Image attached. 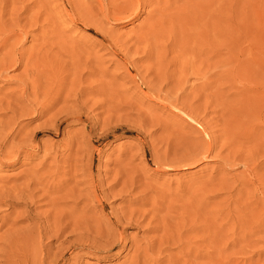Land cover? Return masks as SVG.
<instances>
[{
	"label": "rangeland",
	"instance_id": "374dc122",
	"mask_svg": "<svg viewBox=\"0 0 264 264\" xmlns=\"http://www.w3.org/2000/svg\"><path fill=\"white\" fill-rule=\"evenodd\" d=\"M38 1L41 3L40 6L36 0H0L2 20L6 24L16 23L15 29L21 30L22 36L25 35V39L23 37L25 41L21 47L24 57L28 55L29 65L33 69H29L28 74H31L29 78L37 77L40 88L50 92L45 103H48L52 97H59L55 108L45 114L36 116L25 114L17 118L16 120L20 122L19 126L23 127L19 135L13 140L3 141L7 131L5 130L6 122L10 121L9 117L12 114L11 107L19 105L17 102L19 89H21L20 81L26 77L22 75L24 66L10 68L11 70L0 75V142L8 144L9 141L17 142L22 137L26 139L21 149L22 153L17 159L0 156V192L13 191L12 193L15 194L19 188L25 189L29 184V189L34 193L33 201L27 198L25 200L21 196L9 198L1 195L2 198L9 200L7 204L0 205V236L13 239L10 248L12 250H9L11 252L9 256H12L9 257V263L35 264L33 256L36 255L41 259L46 258L44 264L54 263V260L58 261L56 264H129L133 254L132 249H128L129 245L132 242L143 244V237L160 235L161 231L154 234L145 231L147 219L139 225L123 224L117 229L112 227L115 233L122 231L126 235V239L122 242V245L125 243V248H120L118 250L120 252L117 251V254H114V250L109 253L104 251L105 248H102V245L107 239L95 237L93 230L106 226L111 211L126 206V201L130 199L139 201L146 198L151 203H161L160 208L151 211V216L148 215V217L155 216L159 222L164 220L172 232L176 233L179 228L183 231L192 223L199 225L200 228L183 233L187 244L192 245L188 256L189 245L179 246L169 241L162 245L165 248L160 253L156 248L151 251V254L148 251L151 258L146 259L145 262L141 261V264H264V224L256 225L263 229L262 232L246 233L250 229L248 231L246 228L244 231L234 223L237 214L247 216L248 210L244 207L245 205L247 209L251 207L249 210L252 212L257 210L256 212L264 213V183L260 182L262 187L259 183L250 186L241 185L244 179L251 177V171L243 166L241 160L244 162V158L251 154H255V157L250 158L247 168L256 169L255 174L264 181V151L261 149L254 153V141L247 142L246 145L236 143L225 149L220 137L223 136L222 128L225 130L229 119L242 116L243 121L246 122L249 117V113L241 115L242 111H238L243 101L240 94L233 95L238 91L237 88L235 89L238 87L235 84L241 89L243 79L246 77L247 80L260 78V81H253L251 85L264 90V20H261L264 17L262 13L264 0H255V2L258 1L257 3L249 0L253 5L245 0L244 3H241L242 0H236V2L239 1L237 4L233 3L235 0H230L232 4L229 0H218L217 4H214L216 0H211L213 4L211 8L205 6L209 0H206L207 2L161 0L158 3L156 0H142L143 4L137 15L128 18L125 16L127 14H124L114 20L108 19L102 13L96 15L97 11L93 7V11H87L86 18L98 22L102 30L93 25L85 26L80 20L76 21L67 13L68 9H65L66 0ZM86 1L91 6L95 5L98 8L99 5L100 7L97 0ZM135 1L132 0V7H136ZM221 1L232 14L228 11H226L228 14L224 13L220 8L219 12L216 10L219 6L225 7ZM227 2L230 6H227ZM248 2L253 9L256 6L254 3L258 4L259 8L256 6L255 9L257 11L258 8L257 12L260 16L252 7L249 10ZM196 3L197 5L200 3L198 7ZM211 3L208 4L211 6ZM200 5L201 7L203 5L202 9ZM189 6L193 9L200 7L196 10L206 13L207 16L197 14L203 17L202 21L206 19V22L203 21L204 26L201 25L202 21H198L199 17L192 14L196 10L192 12ZM162 7L164 11L161 10ZM204 9H208L209 12ZM34 11L40 12L41 17L36 24L32 25L29 24L28 18ZM221 11L223 14H219ZM253 12L256 16L251 14ZM248 13L250 16L247 15V18ZM208 14H211L210 19L216 21L217 18L218 22L211 21L218 26L204 17H209ZM215 14L218 15L216 18ZM251 15L256 17L255 20L259 16L258 20L262 22L259 21L260 24L257 25L258 21H253ZM226 16L232 17L235 21ZM191 19L192 21L194 19L193 22L196 23L192 24ZM219 19L222 24L219 23ZM155 20H159L157 23L160 22L161 26H158ZM197 22L203 28L202 30L197 26ZM153 24L156 26L150 27ZM194 24L197 28L192 29ZM209 25L212 30L209 29ZM149 31L151 35L154 34L152 37ZM2 35L0 33V38ZM210 36L217 45L210 41ZM216 37L219 38L218 41ZM204 39L207 40L204 41ZM219 45L221 46L218 48ZM215 54L221 57L219 58L218 55L213 57L216 56ZM217 59L220 63H217ZM129 60L131 63H127ZM30 61H33L32 64ZM34 61L37 63V68ZM244 70L248 74L250 72L249 75L252 78L247 73V75L243 73ZM219 72L222 74L221 77L218 76ZM239 72L244 74L245 78L241 77ZM21 75L22 78H20ZM229 77L233 81L229 82ZM216 78H219V81H216ZM28 84L31 85V81ZM213 84L218 87L213 86V88ZM65 97L66 101H64ZM182 102L192 104L193 113L198 115V119L202 115L199 123L206 133L197 129L194 126L195 123L185 117L184 112L189 114V110L182 106ZM227 103L229 105L226 106ZM236 103L237 107L239 106L237 110L233 108V104L236 106ZM61 106H67L68 110L72 108L79 115L67 116L63 113V116L60 113L61 116L58 115L57 119L55 118V124L59 123L58 130L53 126L55 124L40 128L41 122ZM180 107L186 110L183 112L182 108V111H179ZM36 108L39 111V105ZM77 116H80V119H76ZM260 129L259 131L263 133L264 128ZM262 138L264 133L258 139ZM206 139L214 143L210 154L212 158L191 164L195 158V152L203 151L208 146L203 141ZM247 146L252 147L250 149L253 152ZM44 148L48 151V158L43 157ZM241 150H245L246 153ZM249 150L251 152H248ZM229 151L231 153L239 151L235 153L236 155L243 152L240 157L242 159L229 163L220 158ZM217 153L219 157L214 156ZM74 158L79 160L78 163L75 164ZM74 165H77L79 169L76 177L67 172H72ZM37 169L39 171L36 173H44L45 179L41 185H30L29 174ZM90 175H93L96 182L99 180L101 186L103 185L98 186L95 192L91 190V197L88 196L87 185L77 183V181L88 179ZM58 184H61L63 189L53 195H63L74 188L75 195L79 196L78 198L68 196L64 199L66 203L61 206V209L65 217L62 222L73 221L78 225V230H92L89 238L76 239L81 242L80 244L75 238L63 244L60 243L63 238L57 241L50 236L53 232L47 230L48 233H45L48 234V238L42 232L40 238L35 239L34 242L29 241L27 244L23 237L18 238L19 232H6L12 228H27L26 225L30 227L32 222L23 219L29 211L33 215L37 213L38 218L42 220L44 212L51 208L47 199L44 198L48 195L45 190ZM125 184H132L135 189L123 197L109 195L110 191L106 187L113 186L112 189L115 192ZM134 205L135 208L136 204ZM147 208H149L148 205L141 206V209ZM170 216H173L172 219ZM179 216L185 218L182 225ZM40 225L44 227L45 223ZM70 230V227L64 230V235H69ZM81 231H75V233L78 234ZM97 240H101V246ZM16 244L20 246L17 247ZM33 244L40 247V252L37 251L35 254L32 251ZM95 245H99L100 248ZM3 247L7 249L4 244L0 247L1 256L5 254ZM1 263L4 264L2 258Z\"/></svg>",
	"mask_w": 264,
	"mask_h": 264
},
{
	"label": "bare ground",
	"instance_id": "6f19581e",
	"mask_svg": "<svg viewBox=\"0 0 264 264\" xmlns=\"http://www.w3.org/2000/svg\"><path fill=\"white\" fill-rule=\"evenodd\" d=\"M7 1V0H6ZM11 1V0H10ZM37 1V3H38V6H40V1H38V0H36ZM93 1H96V0H93ZM97 1H99V3H100V7H99V5H98V8L94 5V6H91V5H89L88 4V2L86 1V0H66L65 1V9L67 10L68 9V11H67V13L69 14V15H71L72 17H74L75 18V20L76 21H78V20H80V22L81 23H83L85 26H89V25H93L94 27L96 26V27H98L99 29L101 28L100 26H98L99 24H98V22H95V21H90V20H88L87 18H86V14H87V11H93V9L95 8L96 9V15H99V14H104V16L105 17H107L108 19H118V16H121V15H124V14H127V15H125V16H128V18H132L133 16H135V15H137L138 14V11L140 10V8H141V6H142V4H143V2H142V0H136L135 1V3H136V7H132L133 6V3H132V0H97ZM169 1V0H168ZM199 1V0H198ZM202 1V0H201ZM204 2H207L206 0H203ZM213 1V0H212ZM215 1V0H214ZM217 1L218 0H216L215 1V3L214 4H217ZM220 1V0H219ZM227 1V0H226ZM233 1V0H232ZM231 1V2H232ZM244 0H242L241 1V3L243 2ZM246 2L247 1H249V0H245ZM251 1V0H250ZM249 1V2H250ZM158 2H161V0H156V3H158ZM164 2H166V1H164ZM163 2V3H164ZM176 2V1H175ZM222 2L223 1H221V4H222ZM229 2H230V0H229ZM230 2V3H231ZM238 3H239V1H237ZM237 2H236V0H235V2H233V3H235V4H237ZM249 2H248V4H249ZM254 2H255V0H254ZM258 1H256L255 3H257ZM260 2V1H259ZM7 3H9V2H7ZM12 3V2H11ZM36 3V2H35ZM37 3H36V5H37ZM192 3V2H191ZM198 3V2H197ZM197 3L195 4V5H197ZM208 3H211V0H209L206 4H205V6L206 7H208V8H211L212 7V3H211V6H210V4H208ZM219 3V2H218ZM224 3V2H223ZM244 3V2H243ZM254 3V5H256L257 7H258V4H255ZM261 3V2H260ZM194 4V3H193ZM200 4V3H199ZM199 4L197 5V7L199 6ZM232 4V3H231ZM246 4V3H245ZM250 4H252L251 2H250ZM250 4L248 5L249 6V10L251 9L250 7H252V9H253V4L250 6ZM264 4V3H263ZM163 5H165V4H163ZM192 5V4H191ZM208 5V6H207ZM223 5V4H222ZM262 5V4H261ZM204 6V7H205ZM223 6H225V4L223 5ZM227 6H230L229 4H228V2H227ZM237 6V5H236ZM241 6V5H240ZM256 6H254L255 8H256ZM263 6V5H262ZM94 7V8H93ZM194 7V6H193ZM196 7V6H195ZM200 7H201V5H200ZM199 7V8H200ZM202 7H203V5H202ZM202 7H201V9H202ZM213 7H215L216 8V6H213ZM217 7H218V5H217ZM222 7V6H221ZM220 6L216 9L217 11L219 10V8L222 10L223 9V12L224 13H227L228 14V12L230 13V11L231 10H228L227 9V7H226V9H224L225 7H223V8H221ZM231 7H233V6H231ZM231 7H228V8H231ZM261 7V6H260ZM190 8H192V7H190L189 6V9ZM198 8V9H199ZM254 8V9H255ZM259 8V7H258ZM258 8H257V11H258ZM158 9H160L159 7H158ZM164 8L162 7L161 8V10H163ZM166 9V8H165ZM197 8H192L191 10H192V12H194L195 10H196ZM197 9V10H198ZM214 9V8H213ZM248 9V8H247ZM253 9V10H254ZM262 9V8H261ZM260 9V10H261ZM263 9H264V6H263ZM191 10H189L190 12H191ZM194 10V11H193ZM196 10V12L195 13H192V14H200L201 13V15H206V13H202L201 11H197ZM204 10H207L208 11V9H204ZM225 10V11H224ZM245 10H246V8H245ZM252 10V11H253ZM160 11V10H159ZM164 11V10H163ZM210 11H212V12H214V13H216V11H213V10H211L210 9ZM226 11H228V12H226ZM256 11V9H255V13L257 14V15H259L258 14V12ZM262 11V10H261ZM151 12V11H150ZM209 12V11H208ZM207 12V13H208ZM219 12V11H218ZM223 12L221 11V13H219V14H223ZM234 12V11H233ZM251 12V11H250ZM156 13V12H155ZM254 12L253 13H251V14H255ZM262 13H264V12H262ZM95 14V13H94ZM162 14H164V13H162ZM226 14V15H227ZM230 14H232V12L230 13ZM235 14V13H234ZM256 14H255V16H256ZM260 14H261V12H260ZM158 15V14H157ZM197 15V16H198ZM209 15H211V14H208V16ZM236 15V14H235ZM234 15V16H235ZM250 16L249 15V13L248 14H246V16ZM195 16V15H194ZM207 16V15H206ZM206 16H204L205 18H208V19H210V17L211 16H209V17H206ZM216 16H218L217 14H215V18H216ZM230 16H233V15H230ZM230 16H226V17H228V18H230V20L232 19V20H234L232 17H230ZM245 16V15H244ZM248 16H247V18H248ZM253 16V18L252 19H254L253 21H258L256 24L258 25V24H260L263 20H264V17H263V19H261L262 21H260V20H258V17L260 16H258L257 17V19L255 20V18L256 17H254V15H251V17ZM40 17H41V14H40V12H38V11H34L33 13H32V15L31 16H29V18H28V22H29V24H32V25H34V24H36L38 21H39V19H40ZM158 17V16H157ZM199 17V16H198ZM220 17V16H219ZM218 17V18H219ZM223 17V16H222ZM222 17H221V19H222ZM125 18V17H124ZM195 18L197 19V17L195 16ZM202 18L203 17H199L198 18V21H202ZM212 18V17H211ZM224 18V17H223ZM123 19V18H122ZM156 19H158V18H156ZM200 19V20H199ZM237 19V18H236ZM246 19V18H245ZM251 19V20H252ZM119 20H121V18H119ZM206 20V19H205ZM205 20H203L204 22H206ZM211 20H214V19H210V21ZM225 20V19H224ZM242 20V19H241ZM112 21V20H111ZM118 21V20H117ZM156 21V20H155ZM154 21V22H155ZM159 20H157L155 23L156 24H158L157 22H158ZM192 21V19L190 20V22ZM193 21H195L194 19H193ZM192 21V24L193 23H196V22H193ZM203 21H202V24L201 25H203L204 26V23H203ZM209 21V20H208ZM215 21V20H214ZM235 21V20H234ZM242 21H244V20H242ZM246 21V20H245ZM247 21H248V19H247ZM246 21V22H247ZM259 21H260V23H259ZM79 22V23H80ZM212 22V21H211ZM210 22V23H211ZM215 22H218L217 21V18H216V21ZM222 22H224L223 20H222ZM225 22H226V20H225ZM228 22H230V21H228ZM233 22V21H232ZM219 23H221L220 22V19H219ZM244 23V22H243ZM252 23V22H251ZM263 23H264V21H263ZM15 24L16 23H14V24H6L3 20H2V18H1V16H0V33H2L3 35H2V37L0 38V75H2V74H5L6 72H8L7 70H11L10 68H15V67H19V66H24V69H23V76H24V78L26 77V79H24L23 81H20L21 83H20V85H21V89H19L20 90V92H19V97H18V102H17V104H19V105H17V106H12L11 107V116L9 117L10 118V121L8 122H6L7 124H6V128H5V130H7L6 131V133H5V138H4V140L3 141H6V140H13V139H15L18 135H19V132H20V130L23 128V127H21V126H19V124H20V122H18L16 119L17 118H19L20 116H22V115H25V114H32V115H39V114H45L46 112H48V111H50V110H52V109H54L55 108V106H56V104H57V102H58V96H56V97H52L51 98V100L48 102V103H45V100L47 99V97H48V95H49V91H46V90H43L42 88H40V85L38 84V82H37V80H38V78L37 77H31V78H29L30 76H31V74H28V72H29V69H32L31 67H30V63H29V60H28V55H27V59L24 57V51H22V47H21V45L24 43V39H25V35L24 36H22V31L20 30H17V29H15ZM156 24H153V26H150V27H154V25L156 26ZM159 24H160V22H159ZM158 24V26H161V25H159ZM207 24H209V23H207ZM212 24H213V22H212ZM211 24V25H212ZM216 23H214L213 25H215ZM222 24V23H221ZM233 24V23H232ZM234 24H235V22H234ZM237 24V23H236ZM249 24V23H248ZM229 25H230V23H229ZM253 24H251V26H252ZM254 25H255V23H254ZM256 25V26H257ZM197 26L198 27H200L201 28V26H199V24H198V22H197ZM210 26V25H209ZM215 26H218V25H215ZM223 26V25H222ZM249 26V25H248ZM250 26V27H251ZM213 27V26H212ZM232 27V26H231ZM158 28V27H157ZM162 29H163V27H161ZM195 28H197L196 27V24H194V28H192V29H195ZM208 28V27H207ZM162 29H158V30H162ZM171 29H172V27H171ZM170 29V30H171ZM203 28H201V30H202ZM209 29H211V26H210V28ZM217 29V28H216ZM228 29V28H227ZM101 30H102V28H101ZM169 30V29H168ZM191 30V29H190ZM189 30V31H190ZM212 30V29H211ZM213 30H214V27H213ZM218 30V29H217ZM224 30V29H223ZM230 30V29H229ZM151 31V30H150ZM150 31H149V34L151 35V33H150ZM155 31V30H154ZM153 31V32H154ZM194 31V30H193ZM205 31V30H204ZM207 31H208V29H207ZM220 31V30H219ZM225 31V30H224ZM231 31V30H230ZM202 32V31H201ZM200 32V33H201ZM215 32V31H214ZM202 33H206V32H202ZM211 33H213V32H211ZM216 33V32H215ZM215 33H213V34H215ZM193 34V33H192ZM195 34V33H194ZM199 34V33H198ZM152 35H154V34H152ZM152 35H151V37H152ZM196 35V34H195ZM199 35H203V34H199ZM232 35V34H231ZM192 36V35H191ZM194 36V35H193ZM192 36V37H193ZM208 35L206 34V37H207ZM213 37L215 36V35H212ZM219 36H220V34H219ZM23 37H24V39H23ZM154 37V36H153ZM195 37V36H194ZM193 37V38H194ZM198 38H200L199 36H197ZM205 37V36H204ZM193 38H191V39H193ZM198 38H197V41H198ZM150 39V38H149ZM217 41H218V39H217V37L215 38ZM195 39H193V41H194ZM207 40V39H206ZM205 39H204V41H206ZM196 41V40H195ZM201 41H202V38H201ZM203 41V42H204ZM209 41V40H208ZM210 41H212L213 42V39L211 40V36H210ZM199 42H200V39H199ZM203 42H202V44H203ZM212 42H209V43H212ZM205 43V42H204ZM214 43V45H217L216 44V42L214 41L213 42ZM197 44H198V42H197ZM205 45V44H204ZM211 45V44H210ZM213 45V44H212ZM40 46V45H39ZM205 46H207V45H205ZM221 45H219V46H217L218 48L220 47ZM213 47V46H212ZM211 47V48H212ZM201 48H202V46H201ZM208 48V47H207ZM210 48V49H211ZM79 49H81V48H79ZM206 49V48H205ZM221 49V48H220ZM219 49V50H220ZM214 50H216V48L214 49ZM214 50H211L212 52L214 51ZM232 50V49H231ZM202 51V50H201ZM206 51V50H205ZM221 51V50H220ZM204 52V51H203ZM216 52V51H215ZM199 53H201V52H199ZM206 53V52H205ZM220 53V52H219ZM203 54V53H202ZM207 54V53H206ZM216 55V54H215ZM218 55V54H217ZM217 55L216 56H213V57H217ZM220 55H221V53H220ZM209 56H210V54H209ZM219 56V55H218ZM232 56V55H231ZM31 57V56H30ZM221 56H219V58H220ZM234 58V57H233ZM30 60H32V59H30ZM217 63H220V61H219V59H217ZM31 62V61H30ZM33 62V61H32ZM32 62H31V64H32ZM35 62V61H34ZM127 63H131V61L129 60V61H127ZM236 63V62H235ZM34 64V63H33ZM35 64H36V68H37V63L35 62ZM34 64V65H35ZM241 64V63H240ZM239 64V65H240ZM244 64V63H243ZM40 65V64H39ZM216 66V65H215ZM236 67V66H235ZM21 68V67H20ZM218 68H220L219 66H218ZM237 68V67H236ZM246 68V67H245ZM16 69V68H15ZM235 69V68H234ZM241 69V68H240ZM244 69V68H243ZM247 69H248V67H247ZM246 69V70H247ZM33 70V69H32ZM21 71H22V69H21ZM197 71H199V69L197 70ZM200 71H201V69H200ZM221 71V70H220ZM237 71V70H236ZM239 71V70H238ZM237 71V72H238ZM245 71V70H244ZM250 71V70H249ZM204 72V71H203ZM217 72V71H216ZM22 73V72H21ZM20 73V74H21ZM222 73V72H221ZM230 73V72H229ZM236 73V72H235ZM243 73H247L248 74V72L247 71H245V72H243ZM24 74H26V76L24 75ZM27 74H28V79H29V82L31 81V85L30 84H28L29 82H28V79H27ZM203 74V73H202ZM216 75H217V73H215ZM238 74V73H237ZM236 74V75H237ZM241 73L239 72V75H240ZM246 74V75H247ZM249 74H250V72H249ZM248 74V75H249ZM21 75V77L20 78H22L23 76ZM220 75V77H221V75L222 74H220V72H219V74H218V76ZM225 75V74H224ZM223 75V76H224ZM239 75H237V77L238 78H240V76L241 77H243V76H245L244 74H241L240 76ZM252 75H254V74H252ZM20 76V75H19ZM18 76V77H19ZM203 76V75H202ZM230 76H231V73H230ZM235 76V75H234ZM250 76V75H249ZM216 77V76H215ZM251 78H252V76H250ZM256 77V76H255ZM243 78H245V77H243ZM247 78V77H246ZM243 79V84L241 85V89H239V85H237V84H235V82L233 83V85L235 84L236 86H238V87H235V89L236 90H238V91H236V93L237 94H235V92H234V94L233 95H241L240 97H242V101L243 102H241L242 103V105L238 108L237 107V103H236V106H235V104H233V105H231V106H233V108L235 107L236 108V110H237V108L239 109L238 111H242V113H241V115H243L244 113L245 114H247V113H249V117H248V119H247V121L250 123V124H247L245 121H243V119H242V116H237V117H234V118H231V119H229L228 121H227V125H226V127H225V130H223V128H222V131H224V133H223V136H220L221 137V139H222V145H223V147H225V149L226 148H229L230 146H233V145H235L236 143L238 144V143H240V145H241V143H245V144H242V145H246V143L247 142H252V141H254L253 142V144H254V147H255V150H254V153L256 152V151H259V150H263L264 151V138H262V139H258L259 137H262V135H263V133L261 132V131H259V129L261 128V127H263L264 128V98H263V96H264V90H261V89H259L258 88V86L257 87H254L253 85H251V82H253V81H258V80H252V79H249V80H247V79ZM217 79V78H216ZM219 79V78H218ZM216 80V81H219V80ZM229 79H230V77H229ZM234 79V78H233ZM241 79V78H240ZM261 79H263V78H261ZM26 80H27V82H26ZM231 80L232 79H230L229 80V82H231ZM19 81V80H18ZM233 81V80H232ZM237 81V80H236ZM239 81V80H238ZM260 81V80H259ZM263 81V80H262ZM261 81V82H262ZM214 83H216V84H218L217 82H215L214 81ZM240 83V82H239ZM204 84V83H203ZM219 84H220V82H219ZM218 84V85H219ZM18 85V84H17ZM207 85V84H206ZM229 85V84H228ZM213 86H216V85H212V87ZM218 86H216V88H217ZM204 88V87H203ZM214 88V87H213ZM215 88V90H218V89H216ZM230 88V87H229ZM207 89V88H206ZM205 89V90H206ZM219 89L221 90V88L219 87ZM232 89V88H231ZM203 90V89H202ZM234 90V89H233ZM212 91V90H211ZM77 92V91H76ZM78 93V92H77ZM211 93H213V92H211ZM215 93H218L217 91H215ZM219 94V93H218ZM221 94V93H220ZM219 94V95H220ZM225 95V94H224ZM227 95V94H226ZM77 95H75V97H76ZM218 96V95H217ZM230 96H231V93H230ZM229 96V97H230ZM227 97H228V95H227ZM234 97H236V96H234ZM194 98V97H193ZM230 98H232V96L230 97ZM16 100V99H15ZM67 99H66V97H65V99H64V101H66ZM196 100V99H195ZM197 101V100H196ZM195 102V101H194ZM192 103V102H191ZM196 103V102H195ZM239 104H240V102H239ZM238 104V105H239ZM37 105H39V111L37 110V108H36V106ZM192 104H190V103H185V102H182V106L183 107H185V108H187L188 110V112H189V114H186L187 112H184L186 109L185 108H183V112H184V114L186 115L185 117H188V119L189 120H191L192 122H194L195 123V127H197V129H199L200 131H203V132H205L206 133V130L204 129V128H202V125L199 123V120H201V118H202V115L199 117V119L197 118V116L198 115H195L194 113H193V111H194V107H192L191 106ZM227 105H229L228 103L226 104V106ZM222 106V105H221ZM230 106V107H231ZM224 107V106H223ZM229 107V108H230ZM175 108V107H174ZM182 108L180 107V109L181 110H179V111H182ZM232 108V107H231ZM233 108H232V110H233ZM234 108V109H235ZM224 109H227V108H224ZM196 110V109H195ZM37 111H38V113H37ZM226 111V110H225ZM229 111V110H228ZM234 111V110H233ZM232 111V112H233ZM238 111H236L237 113H238ZM231 112V113H232ZM60 113H62L61 115H63V113H65L67 116H75V114H77V115H79L78 114V112L77 111H74V110H72V108H70L69 110H68V107L67 106H61V107H59L52 115H50L46 120H44L43 122H41V124L39 125V127L40 128H45V127H47V126H51V125H53V124H55L56 123V121H55V118H56V116L58 117V115L60 114ZM227 113V112H226ZM234 113V112H233ZM61 115H59V116H61ZM237 115V114H236ZM64 116V115H63ZM231 116V115H230ZM235 116V115H234ZM23 117V116H22ZM245 117V116H244ZM247 117V116H246ZM21 118V117H20ZM72 118V117H71ZM73 118H75V117H73ZM57 119V118H56ZM76 119H80V116H77L76 117ZM222 120V119H221ZM226 120H227V118H226ZM246 120V119H245ZM55 121V122H54ZM225 121V120H224ZM222 122H223V120H222ZM247 124V125H246ZM5 125V124H4ZM59 125V123H57V124H55V125H53L54 127H56V129L58 130V126ZM224 125V124H223ZM51 128V127H50ZM194 128V127H193ZM46 130H48V128L46 129ZM261 130V129H260ZM45 133H49V132H46L45 131ZM35 134V133H34ZM204 134V133H203ZM56 135L58 136V134L56 133ZM204 136H205V134H204ZM11 138V139H10ZM258 139V140H257ZM24 140H26L25 139V137H22L19 141H17V142H14V141H9V143L8 144H5V143H3L2 141L0 142V156L1 155H4V156H8V157H12L14 160L15 159H17L18 158V156L22 153V151H21V149H22V147L24 146L23 145V143H24ZM255 140H256V142H258V143H256L255 142ZM204 141V143H206V145L208 144V146L203 150V151H200V152H195V158L193 159V161H192V163L191 164H195L196 162H198L199 160L201 161V160H209V159H211L212 158V156L210 155L211 154V152H212V144H214L213 143V141L212 140H210V139H206V140H203ZM69 142V141H68ZM201 141H199V143H200ZM209 142H210V146H209ZM256 143V144H255ZM71 144V143H70ZM69 144V145H70ZM67 145H68V143H67ZM66 145V146H67ZM239 145V144H238ZM46 145H44V147H45ZM47 147V146H46ZM239 147H241V146H239ZM244 147V146H243ZM247 147H249V146H247ZM246 147V148H247ZM236 148H238V147H236ZM250 148H252V147H249L248 149H250ZM50 149H52V148H50ZM68 149H70V148H68ZM234 149V148H233ZM233 149H231V150H233ZM240 149V148H239ZM254 149V148H253ZM237 150V149H236ZM251 150V149H250ZM248 151V152H251V151ZM227 151V150H226ZM234 151H235V149H234ZM241 151H243V150H241ZM245 151V150H244ZM243 151V152H244ZM263 151H261V152H263ZM43 157H46L47 155H48V151H47V149H43ZM237 152H239V151H237ZM237 152H235V153H237ZM243 152L241 153L240 152V154L238 155H236L234 152L233 153H231L230 151L227 153V154H225L224 156H222V157H220V158H222L223 160H226V161H228L229 163H235V161L236 160H240V159H242V158H240L241 156H242V154H243ZM253 152V151H252ZM76 153H77V151H76ZM75 153V154H76ZM244 153H246V152H244ZM255 154H251L250 156L249 155H246V156H249V157H247V158H244V162H243V160H241L242 161V164H243V166L249 171H251L250 172V178H246V179H244L243 180V182H241V185L242 186H250V185H252V184H255V183H259L260 185H261V183L263 182L264 183V181H262V178H260L259 176H257V174H255V172L257 173V171H255L254 172V170H256V169H249V168H247L248 166V161L250 160V158L251 157H255L254 156ZM50 156V155H49ZM197 156V157H196ZM215 157H219V153H217L216 155H214ZM245 156V155H244ZM47 158H48V156H47ZM3 160V159H2ZM74 161H75V164L76 163H78V159L77 158H74ZM238 163V162H237ZM158 165V164H157ZM239 165V164H238ZM77 165H74L73 166V171L71 172V171H67V172H69L73 177H76L77 175H78V173H77V171L79 170V169H77ZM169 167V166H168ZM250 167V166H249ZM259 167V166H258ZM257 167V168H258ZM171 168V167H170ZM178 168V167H177ZM254 168V167H253ZM259 170V169H258ZM37 171H39L38 169L37 170H35V171H33V172H31L29 175V177H28V179L31 181L30 182V185H41L42 184V181L45 179V175H44V173H41V174H37L36 172ZM254 173H253V172ZM30 172V171H29ZM28 172V173H29ZM259 174V173H258ZM88 175V174H87ZM28 176V175H27ZM94 177H93V175H90L89 176V178L88 179H85V180H82V181H77V183H82V184H85V185H87L86 186V189L88 190V196H90L91 197V195H92V191L93 192H95V191H97V188H98V186L99 187H102L101 186V184H100V181L98 180L97 182H96V180H94L93 179ZM116 180V179H115ZM114 180V181H115ZM264 180V179H263ZM126 181H128L127 179H126ZM117 182V181H116ZM261 182V183H260ZM122 183V182H121ZM127 183V182H126ZM262 183V184H263ZM114 184V183H113ZM112 184V185H113ZM133 184V183H132ZM127 185V184H125V185H123V187H121L119 190H114L115 192H113V186H109V187H106L107 188V190H109L110 191V193H109V191H108V193H109V195L111 194V195H113V197H114V195H120V197H123V196H125L126 195V193H129L130 194V192H132L134 189H135V186L134 185ZM116 185V184H115ZM264 185V184H263ZM263 185H261V187L263 186ZM260 187V188H261ZM263 188H264V186H263ZM62 185L61 184H58V185H54V186H52V187H48L45 191L48 193V195H45V197L44 198H46L47 199V202H48V204L49 205H51V208L50 209H48L47 211H45L44 212V216H43V219L42 220H40L41 218H38V216H37V213H34V215L32 214V212L31 211H29L28 212V214L27 215H25V217H23V219L24 220H29V221H31L32 223L30 224V227L28 226V225H26L27 226V228H25V227H23V228H20V227H18V228H16V229H8L6 232H8V233H11V232H14V231H17V232H19V235H18V238H22L23 237V240H26L27 241V244H29V241H32V242H34V240L35 239H37V238H40V235H41V233L43 232V233H48V232H50V231H52L53 232V234H51L50 236H52L55 240H57L58 241V239H61V238H63L62 240H61V242L60 243H63L64 244V242H66V241H69V240H71V239H73V238H75V240L76 239H78V240H80V239H82V238H85V239H87V238H89V236H91L90 235V233H91V231L92 230H84V229H81V230H78L79 229V227H78V225L75 223V222H67V223H63L62 222V220H63V218L65 217L64 216V213H63V211H62V209H61V206H63L66 202L64 201V199H67L68 198V196H69V198H70V196H75V198H78L79 196L78 195H75V190H74V188H72L71 189V191H67L65 194H63V195H59V196H55V195H53L54 193H58V192H60V191H62ZM68 190V189H67ZM92 190V191H91ZM99 190V189H98ZM64 191V190H63ZM262 191V190H261ZM263 191H264V189H263ZM13 191H8V192H0V205H1V203H5V204H7L8 202L7 201H9L8 199H5V198H2L1 197V195H4V196H6V197H9V198H14V197H17V196H21L23 199H25L26 200V198L27 199H30V201H33V199H34V193H33V191H31L30 189H29V184H27V186H26V188L25 189H23V188H19L18 190H17V193H15V194H13L12 193ZM102 192V191H101ZM100 192V193H101ZM188 194V193H187ZM97 195V194H96ZM108 195V196H109ZM263 197H264V195H263ZM116 198V197H115ZM15 200V199H14ZM22 200V199H21ZM10 202H12L11 200H10ZM106 202V201H105ZM134 204H136V207L134 208L133 206H135ZM142 205H148L149 206V208H147V209H141V206ZM161 205V203H151V202H149L146 198H143V199H140L139 201L137 200H135V199H130V200H128V201H126V206H124V207H120V208H118V209H113V211H111V214H110V216L108 217V221H107V225L106 226H104V227H102V228H99V230H98V228H96V231H94L93 230V232L95 233L94 235H95V237H101V238H105V239H107V241L102 245V248H105L104 249V251L105 252H108L109 253V251H113L114 250V254H117V251L120 249V248H125V243H124V245H122V242H123V240L124 239H126V235L122 232V231H120L119 233H115V231H114V229L116 228H119L121 225H123V224H126V225H131V224H134V225H139V224H141L144 220H146L147 219V223L145 224V231H147V232H150V233H156V232H160L161 231V234L160 235H151V236H149V237H143L142 238V241H143V244H141V243H139V244H136V243H134V242H132L130 245H129V250L130 249H132V251H133V254H132V256H131V261H130V263L129 264H141L140 262L142 261V262H145V260L146 259H149V258H151V256L148 254V251H150V254H151V251L152 250H154L155 248H156V250L160 253L165 247H162V245L164 244V243H167V242H169V241H172V242H174L175 244H178L179 246H184L185 244H187V241L184 239V235H183V233H186V232H184V231H188V230H195L196 228H200V226L199 225H196V224H194V223H192L187 229H185V230H183V231H180V228L178 229L179 231H177V232H179V233H174V232H172V230H171V228H169V225H168V223L167 222H165L164 220H162L161 218V220L162 221H158V220H156V218H155V216H152V217H148V215H150L151 216V214H150V212L151 211H155V210H157V209H159L160 206ZM249 206V205H248ZM27 207L28 208H30V206L29 205H27ZM245 208H246V210H248V214L246 213V210H245V213L247 214V216H243L242 214H237L236 215V219L234 220V223L237 225H239V228H241V229H244V231H246V228L248 229V231H249V229H250V231L249 232H246V233H255V231H263V229L262 228H260V227H258V226H256V225H258V224H261V223H263L264 224V213L262 212V213H259V212H256L257 210L256 209H254V210H256V211H254V212H252L251 210H249V209H251V207L250 208H248L247 209V206L245 205L244 206ZM168 208V207H167ZM165 209V208H164ZM194 209V208H193ZM239 209H240V207H239ZM242 209V208H241ZM252 209V210H253ZM240 211V210H239ZM238 212V211H237ZM236 212V213H237ZM239 213V212H238ZM243 213V212H242ZM154 214V213H153ZM41 216V215H40ZM172 217L173 216H170V218L172 219ZM175 217V216H174ZM178 218H180L179 219V221L181 222L180 224L182 225L184 222H185V218L183 217V216H179ZM163 219H165V218H163ZM193 219V218H192ZM23 220V221H24ZM188 220V219H187ZM16 221V220H15ZM178 221V222H179ZM190 221H193V220H190ZM189 221V222H190ZM22 222V221H21ZM42 222V223H41ZM146 222V221H145ZM170 222V221H169ZM194 222V221H193ZM43 223H45V226L44 227H42L40 224H43ZM49 223V224H48ZM188 223V222H187ZM191 223V222H190ZM234 223H233V225H234ZM12 224V223H11ZM14 224V223H13ZM12 224V225H13ZM175 224H176V222H175ZM178 224V223H177ZM15 225V224H14ZM185 225V224H184ZM16 226V225H15ZM18 226V225H17ZM16 226V227H17ZM178 226V225H177ZM259 226H261V225H259ZM14 227V226H13ZM68 227H70V232L68 233L69 235H67V236H65L64 235V230H66ZM114 229H113V228ZM175 227V226H174ZM264 227V226H263ZM173 228V227H172ZM176 228V227H175ZM183 229V228H182ZM47 230H48V232H47ZM174 230V229H173ZM176 230V229H175ZM75 231H81L80 233H78V234H76L75 233ZM239 231V230H238ZM240 232H242V230H240ZM7 233V234H8ZM42 233V234H43ZM46 233L44 234L45 236H47V238L49 237L48 236V234L46 235ZM3 234V233H2ZM13 235H15V234H13ZM12 235V236H13ZM104 236V237H103ZM3 237H4V240H3ZM2 237V235L0 236V239H1V242H0V247H2L3 246V244L6 246L5 248H7V249H4V247H3V251L5 252V254L4 255H2L1 256V254H0V257L2 258V260H3V262H4V264L6 263V264H10L9 263V257L11 258L12 256H9V250H12V249H10L11 248V246H12V241H13V239L11 238V239H7L5 236H3ZM11 237V236H10ZM14 237H17V236H14ZM93 238H94V236H92ZM6 238V239H5ZM100 238V239H101ZM15 239V238H14ZM98 239V238H97ZM105 239H103L104 241H105ZM15 240H17V239H15ZM21 240V239H20ZM78 240H76L77 241V243H81L80 241H78ZM94 240V239H93ZM132 240V239H131ZM57 241H55V242H57ZM98 241V240H97ZM101 241V240H100ZM100 241H98V243L100 244ZM172 242H170V243H172ZM76 243V242H75ZM102 243V242H101ZM19 244V243H18ZM18 244H16V246L17 247H19L18 246ZM32 244V243H31ZM59 244V243H58ZM62 244V245H63ZM95 244H97V243H95ZM173 244V243H172ZM26 245V244H25ZM187 245H189V249L187 250V256H188V254H190V251H191V249H192V245L191 244H187ZM75 246V245H74ZM79 246V245H78ZM77 246V247H78ZM100 246H101V244H100ZM45 247V246H44ZM81 247V246H80ZM95 247H98V248H100L99 247V245H95ZM22 248H24V247H22ZM47 248V247H46ZM14 249V248H13ZM19 249H21V248H19ZM97 249V248H96ZM0 250H1V248H0ZM24 250H25V248H24ZM45 250H47V249H45ZM100 250V249H99ZM103 250V249H102ZM116 250V251H115ZM2 251V252H3ZM13 251H15V249L13 250ZM28 251H29V249H28ZM32 251L33 252H35V254L37 253V251H39L40 252V247H38V245L36 246V245H32ZM50 251V250H49ZM97 251H98V249H97ZM101 251V250H100ZM103 251V252H104ZM219 251V250H218ZM221 251V250H220ZM16 252V251H15ZM46 252V251H45ZM96 252V251H95ZM118 252H120V251H118ZM14 253V252H13ZM25 253V252H24ZM47 253V252H46ZM50 253V252H49ZM156 253V252H155ZM10 254H11V252H10ZM19 254V253H18ZM26 254V253H25ZM33 254V253H32ZM40 254V253H39ZM38 254V255H39ZM53 254V253H52ZM55 254V253H54ZM21 255V254H20ZM46 255V254H45ZM49 256H52V255H50V254H48ZM48 255H46V256H48ZM153 255V254H152ZM158 255V254H157ZM159 256V255H158ZM184 256V255H183ZM220 256H221V254H220ZM219 256V257H220ZM29 257V256H28ZM44 257V256H43ZM54 257H55V255H54ZM54 257H53V259H54ZM218 257V256H217ZM0 258V259H1ZM56 258H58V257H56ZM55 258V259H56ZM14 259V258H13ZM46 259V258H45ZM44 258H38L36 255L35 256H33V263H35V264H44V263H46V260H45ZM48 261H49V259H48ZM152 261V260H151ZM10 262L12 263V261L10 260ZM24 262V261H23ZM51 262V261H50ZM58 261L57 260H54V263L53 264H56ZM127 262V261H126ZM51 263V264H52ZM184 263V262H183ZM1 264H3V263H1ZM13 264V263H12ZM23 264V263H22ZM50 264V263H49ZM220 264V263H219Z\"/></svg>",
	"mask_w": 264,
	"mask_h": 264
}]
</instances>
